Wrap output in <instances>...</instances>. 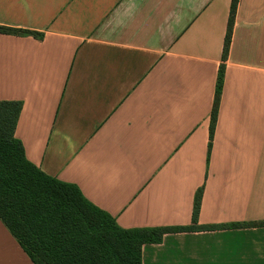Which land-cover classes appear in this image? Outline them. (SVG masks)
<instances>
[{
  "label": "crops",
  "instance_id": "0c3cea01",
  "mask_svg": "<svg viewBox=\"0 0 264 264\" xmlns=\"http://www.w3.org/2000/svg\"><path fill=\"white\" fill-rule=\"evenodd\" d=\"M231 0H0V101L43 173L123 229L199 226L141 264H264V0H238L208 156ZM242 227H226L233 224ZM0 264H32L0 222Z\"/></svg>",
  "mask_w": 264,
  "mask_h": 264
},
{
  "label": "trees",
  "instance_id": "16d2710c",
  "mask_svg": "<svg viewBox=\"0 0 264 264\" xmlns=\"http://www.w3.org/2000/svg\"><path fill=\"white\" fill-rule=\"evenodd\" d=\"M237 3L238 0H231L210 112L208 156ZM0 34L32 36L39 40L43 36L4 26H0ZM21 108L19 101H0V222L32 264H141L142 246L160 243L167 233L224 227L198 225L203 193L200 187L194 195L191 225L121 228L112 216L87 201L77 186L43 173L26 159L21 142L14 136Z\"/></svg>",
  "mask_w": 264,
  "mask_h": 264
}]
</instances>
